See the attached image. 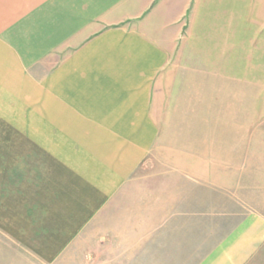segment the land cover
<instances>
[{
	"label": "crops",
	"instance_id": "1",
	"mask_svg": "<svg viewBox=\"0 0 264 264\" xmlns=\"http://www.w3.org/2000/svg\"><path fill=\"white\" fill-rule=\"evenodd\" d=\"M0 51L28 90L27 120L42 123L0 114V235L23 254L10 264L253 258L263 217L213 239L211 209L190 193L211 183L185 173L181 193L137 169L169 149L157 90L170 69H264V0H0ZM187 156L175 150L172 171Z\"/></svg>",
	"mask_w": 264,
	"mask_h": 264
},
{
	"label": "rangeland",
	"instance_id": "2",
	"mask_svg": "<svg viewBox=\"0 0 264 264\" xmlns=\"http://www.w3.org/2000/svg\"><path fill=\"white\" fill-rule=\"evenodd\" d=\"M13 60L0 51V114L40 128L42 123L25 116L28 90L12 71L17 69ZM163 86L157 90L162 102L157 142L169 149L149 154L137 175L174 177L181 193L187 188L185 173L200 184L211 183L209 192L197 183L190 193L197 210L211 209L213 239L249 213L264 218V69H170ZM178 149L189 152L185 172L172 171ZM180 204H186L182 197ZM7 241L0 235V264L23 257ZM74 256V250L65 254ZM247 264H264V242Z\"/></svg>",
	"mask_w": 264,
	"mask_h": 264
}]
</instances>
